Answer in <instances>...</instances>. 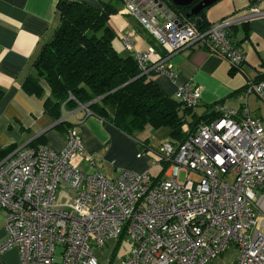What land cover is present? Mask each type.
<instances>
[{
  "label": "built area",
  "instance_id": "built-area-1",
  "mask_svg": "<svg viewBox=\"0 0 264 264\" xmlns=\"http://www.w3.org/2000/svg\"><path fill=\"white\" fill-rule=\"evenodd\" d=\"M249 1L243 15L199 31L195 23H180L161 0H122L123 14L136 18L160 50L134 51L131 33L121 42L140 75L174 80L170 57L200 42L239 69L245 56L229 30L264 17L261 0ZM201 90L187 83L175 99L193 109ZM252 94L264 102V78L236 95L238 114L218 105L217 117L188 129L178 145L150 148L154 163L163 165L161 180L148 171L124 170L113 179L83 173L72 164L82 150L73 128L61 151L35 145L8 155L0 161L6 230L0 256L16 247L19 264H99L96 250L114 242L118 251L126 241L130 249L119 264H214L230 248L232 264H264V119L248 109Z\"/></svg>",
  "mask_w": 264,
  "mask_h": 264
},
{
  "label": "crops",
  "instance_id": "crops-1",
  "mask_svg": "<svg viewBox=\"0 0 264 264\" xmlns=\"http://www.w3.org/2000/svg\"><path fill=\"white\" fill-rule=\"evenodd\" d=\"M78 1L94 7L112 2L116 12L120 10V15L113 14L110 18L117 32L113 45L119 54L129 53L121 42V36L129 33L134 51L142 52L150 47L160 50L139 23L135 27L129 19L127 22L120 20L121 16H129L122 12V0ZM226 1L227 3L220 5L223 1L219 0L205 9L204 25L239 17L250 5L249 0ZM59 2L60 0H0V88L3 90L0 97V161L23 147L46 145L54 151H61L65 146L67 130H56V122L44 112L43 101L49 95L45 81L40 82L43 89L41 96L29 94L21 87L27 77L36 75L33 62L59 24ZM259 8L264 10V0L260 1ZM229 37L245 56L239 69L231 68L225 60L200 42L170 57L171 69L176 74L174 80L165 74L153 75V82L171 99H175L178 87L187 83L201 87V99L197 107L192 110L185 109L181 104L178 107L183 133L190 127L204 123L210 110L216 113L215 107L218 105L238 114L240 103L236 100V95L248 81L263 78L264 17L232 27ZM258 100L262 101L257 98ZM260 105L252 109L248 104V109L254 116L264 119ZM61 119L68 121L70 128L75 129L81 139L82 150L75 156L72 164L83 173L98 171L108 179L115 178L124 170L137 173L148 171L151 175V166L159 162L154 163L157 156L150 148L156 149L165 142L177 145L181 142L180 139L171 137V129L168 127L156 130L146 126L143 131L134 133L133 137L128 136L99 117L87 113L80 106L64 112ZM138 141H146L147 149L141 151ZM140 153L141 157H138ZM89 157L93 159L92 164L87 161ZM162 171L163 167L159 174ZM155 176H152L155 181L163 179ZM5 237V211L0 209V242ZM11 250L13 254L9 250L1 255L2 264H17V250ZM95 255L99 264H109L110 260H114V255L109 254L106 247L96 250ZM234 256L235 253L230 264Z\"/></svg>",
  "mask_w": 264,
  "mask_h": 264
},
{
  "label": "trees",
  "instance_id": "trees-1",
  "mask_svg": "<svg viewBox=\"0 0 264 264\" xmlns=\"http://www.w3.org/2000/svg\"><path fill=\"white\" fill-rule=\"evenodd\" d=\"M162 1L180 23H195L194 18H187L190 6L177 7L169 0ZM57 9L59 24L33 62L36 75L27 77L21 85L25 92L41 96L40 82L45 81L49 95L43 101V108L56 122L54 128L60 132L68 130L71 124L61 120L63 113L83 105L90 114L128 136L133 137L146 126L156 130L168 127L171 137L182 142L186 132L181 130L182 119L178 114L181 103L157 87L153 74L140 75L131 53L121 55L113 45L117 37L110 21L116 13L113 3L94 7L78 0H60ZM204 11L199 15L202 19L197 25L199 31L210 26L203 23ZM2 92L0 88V97ZM216 117L210 110L204 121ZM138 145L141 151L147 149L146 141H138Z\"/></svg>",
  "mask_w": 264,
  "mask_h": 264
},
{
  "label": "rangeland",
  "instance_id": "rangeland-1",
  "mask_svg": "<svg viewBox=\"0 0 264 264\" xmlns=\"http://www.w3.org/2000/svg\"><path fill=\"white\" fill-rule=\"evenodd\" d=\"M222 1L223 2H220V3H222L220 5H224V3H227L226 0H222ZM249 3H250V1H249ZM120 6L121 7L122 6L124 7L123 2H121V5ZM216 7H219V6H216ZM118 12H120V10ZM118 12H116L115 14H119ZM121 18H122V19H120L121 21H124L125 20V22H127V20L129 19V22L132 25L134 24L135 27L138 26L137 19L134 18V17H132V16H128V17L127 16H121ZM258 18H262V17H258ZM258 18H255V19H258ZM248 104H249V107L252 108V109H255L258 104L259 105L261 104L260 105L261 108H262L261 111L264 114V102L263 101H259V100L257 101V97L254 94L250 95V98L248 99ZM65 145H66V140H65ZM161 167H163V165L161 163L155 164V165L151 166V170H150L151 171V175L152 176H155L156 175V176H159V178H163V172H161L162 174H159V170H160ZM185 176L186 175L184 173H181L180 176H179V181L185 180ZM114 246H115V243L114 242L108 243L105 246L107 248L109 254H111V253L114 254V260H113V262H112V260H110L109 264H111V262H112V264H118V262L120 261V259L122 257H124L127 254V251H129V249H130V245L126 241H122V243L120 244V248L118 249V251H114ZM11 249H16L17 250L18 255L16 256V258L18 260L17 264H19V252H18V249L16 247H13ZM11 249H9L10 250L9 253L13 254L14 252ZM8 251H6V252H8ZM6 252H4V253H6ZM57 253H59V249H57ZM234 253H235V256H236V250H235V248H230L222 256L218 257L217 260L214 262V264H230L231 263L230 260L233 258ZM235 256H234V258H235ZM110 259H112V258H110Z\"/></svg>",
  "mask_w": 264,
  "mask_h": 264
},
{
  "label": "water",
  "instance_id": "water-1",
  "mask_svg": "<svg viewBox=\"0 0 264 264\" xmlns=\"http://www.w3.org/2000/svg\"><path fill=\"white\" fill-rule=\"evenodd\" d=\"M162 1V0H161ZM174 6L177 7H189L187 18H194L195 24L199 25L202 21L199 15L208 7L212 6L219 0H169ZM161 6H164V2ZM59 120L58 122H60Z\"/></svg>",
  "mask_w": 264,
  "mask_h": 264
}]
</instances>
